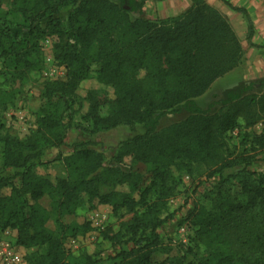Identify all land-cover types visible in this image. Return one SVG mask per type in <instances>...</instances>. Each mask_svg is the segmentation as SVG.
Segmentation results:
<instances>
[{
    "label": "trees",
    "instance_id": "obj_1",
    "mask_svg": "<svg viewBox=\"0 0 264 264\" xmlns=\"http://www.w3.org/2000/svg\"><path fill=\"white\" fill-rule=\"evenodd\" d=\"M143 6L144 0H13V12L22 17L13 28L0 1V56L13 65L11 77L24 79L36 67L33 56L46 36H56L54 58L66 68L64 79L44 84L33 133L25 139L0 135V231L15 229L18 245L36 248L30 264H99L104 260L72 256L63 243L88 224L62 221L83 202L97 200L111 205L115 214L132 213L117 231L102 232L119 247L106 259L110 264H264V170L241 181L236 201L218 205L216 214L199 220L196 237L206 256L186 247L182 254L159 257L158 229L171 216L163 213L177 191L178 173L200 165L206 178L217 177L222 184L231 178L224 176L225 169L241 164L242 172L258 160L264 129L244 135L253 153L239 161L225 134L239 119L248 128L264 116V78L239 81L223 89L216 108L200 107L196 99L241 62L235 31L205 0H192L181 14L159 20L144 17ZM93 65L96 79L112 88L111 97L95 90L78 95ZM14 97L0 86V107L11 105ZM77 111L89 123L88 136L73 141L71 152L62 156L65 128ZM183 112L179 121L161 125L166 115ZM120 125H140L141 132L122 140L106 161L96 137ZM49 150L62 160L65 176L34 172ZM124 157L146 167L147 186L139 190L140 175L121 168ZM101 187L109 189L103 193ZM135 190L138 199L131 195ZM45 195L50 210L38 202ZM50 216L60 234L46 226Z\"/></svg>",
    "mask_w": 264,
    "mask_h": 264
},
{
    "label": "rangeland",
    "instance_id": "obj_2",
    "mask_svg": "<svg viewBox=\"0 0 264 264\" xmlns=\"http://www.w3.org/2000/svg\"><path fill=\"white\" fill-rule=\"evenodd\" d=\"M0 1L1 11L6 13L11 26L13 28L17 27L21 23L22 17L20 14L13 12V0ZM56 41V36H46L39 40V52L33 56L36 67L24 79H13L10 73L13 65L0 56V86L2 89L12 91L15 94L11 105L5 108L0 107L1 136L8 134L19 139H25L36 129L35 111L40 105V94L44 84L49 81L64 79L66 75L65 66L54 58L53 45ZM225 88L227 87H224L220 82H214L205 94L196 99L197 104L202 108H216V102ZM90 90L97 91L100 96L111 97L112 95V88L96 79V65L92 66L89 76L81 81L77 92L80 97H84L87 91ZM254 90L256 92L258 87L256 86ZM75 108H77L76 105ZM100 113L102 115L107 113L106 105L102 106ZM184 116H186L185 112L168 114L162 119L161 125L166 126L177 122ZM68 121L69 125L65 128L66 144L60 150L62 156L71 152L69 145L73 141L85 140L88 136L84 129L89 127V123L81 119L80 112H75L69 117ZM263 129L264 116L255 125L248 128L245 127L243 120L239 119L236 126L225 134V141L232 157H238L239 161L245 155L252 154L249 143L245 142L243 137L246 133L258 134ZM138 132H141L140 125L133 128L120 125L99 134L96 140L106 150V161L110 160L112 155L119 149V143L122 140ZM257 157L258 160H255L246 170L239 171L240 173L238 170L242 168L241 164L225 169L224 176L230 175L231 178L222 184L219 183L217 177L206 178L207 171L200 165H194L191 172L182 171L178 173L176 176L177 191L167 202L163 213V216H171L158 229L163 248V252L159 254V257L163 254L168 256L182 254L186 247H192L199 257L206 256L204 244L196 237L197 223L199 220L216 214V211H219L218 205H226L239 198L241 181L245 178L255 179L264 170V149L260 151ZM121 168L125 170L132 169L140 175L139 190L149 184V171L142 164H132L130 157H124ZM33 170L38 175L49 177L65 176L66 173L63 162L57 158L55 150H49ZM108 189V187H101V192L104 193ZM123 189L128 190L127 187ZM131 195L138 199L139 191L135 190L131 192ZM153 197L154 194L151 193L150 198ZM38 202L42 207L50 210V198L47 195L43 196ZM131 216L132 213H127L125 209H121L118 214H115L111 205L98 203L97 200L83 202L73 213L65 214L62 221L68 225L88 224V228L76 236L67 235L63 240L64 246L74 257L87 254L95 259L104 260L99 264H110V261H106V259L116 254L119 247L103 238L102 232L105 230L108 232L117 231L120 223L129 220ZM46 226L55 233L60 234L54 216H50ZM7 244L10 249L19 255L20 260L10 262L0 256V264H30L28 257L35 252L36 248L18 245L15 229L6 228L0 231V252L7 247Z\"/></svg>",
    "mask_w": 264,
    "mask_h": 264
},
{
    "label": "crops",
    "instance_id": "obj_3",
    "mask_svg": "<svg viewBox=\"0 0 264 264\" xmlns=\"http://www.w3.org/2000/svg\"><path fill=\"white\" fill-rule=\"evenodd\" d=\"M205 2L219 10L227 19L243 51L239 65L214 82L230 87L239 81L264 78V0ZM191 4L192 0H144L143 14L151 20L171 18L184 12Z\"/></svg>",
    "mask_w": 264,
    "mask_h": 264
},
{
    "label": "built area",
    "instance_id": "obj_4",
    "mask_svg": "<svg viewBox=\"0 0 264 264\" xmlns=\"http://www.w3.org/2000/svg\"><path fill=\"white\" fill-rule=\"evenodd\" d=\"M0 256H3L5 260H8L10 262H18L20 260L19 255L13 251L12 249H10V247H5L1 252H0Z\"/></svg>",
    "mask_w": 264,
    "mask_h": 264
}]
</instances>
